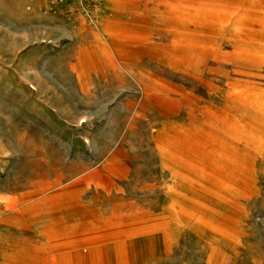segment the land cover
<instances>
[{"label": "rangeland", "instance_id": "obj_1", "mask_svg": "<svg viewBox=\"0 0 264 264\" xmlns=\"http://www.w3.org/2000/svg\"><path fill=\"white\" fill-rule=\"evenodd\" d=\"M118 1L0 0V264H264V0Z\"/></svg>", "mask_w": 264, "mask_h": 264}, {"label": "crops", "instance_id": "obj_2", "mask_svg": "<svg viewBox=\"0 0 264 264\" xmlns=\"http://www.w3.org/2000/svg\"><path fill=\"white\" fill-rule=\"evenodd\" d=\"M242 122L244 123L245 121L242 120ZM245 128L249 129L251 131H256L257 133H260L262 136H264V130L261 129L260 127H253L251 124H246ZM201 134L202 135H200V138H193V136L187 134V137H188L187 140L188 141H186V144L188 146H191V145H193V143L190 142L191 139H192V141L194 139H196V140H194L195 141L194 144H196L195 149L198 150L200 154H198V153L191 154V153H189V151L186 148H184V149H181V151H183V155H185L187 157L191 156L192 158H194L195 161L200 160L199 155L201 156L205 153L212 155V159H213V162H214L216 168L219 169V168L223 167V165L226 166V168H224L223 170L221 169L222 172H224L225 177H227V176L231 177V174H232V178H233V176L235 177V168L233 165L234 160L242 161L245 164V167L247 166L250 168V164H249V162H247V160H245L244 158H240L238 156H235L238 154L236 152H234L235 150H233L232 147H230L229 145H226V144L224 145L220 142H217V140H215L210 133H208L204 130H201ZM242 143H244L246 146H250L246 141H244ZM169 147L171 148V150H175L177 146L175 147L173 144H170ZM193 156H195V157H193ZM214 208L215 207H213V209ZM168 209H169V213H168L169 214V220H168V222L170 223V225L174 224L176 222H180L184 218L180 214L181 206L176 207V206L172 205V206H169ZM42 251L43 250L41 249L36 254H33V255L31 254L28 257H44L45 253Z\"/></svg>", "mask_w": 264, "mask_h": 264}, {"label": "bare ground", "instance_id": "obj_3", "mask_svg": "<svg viewBox=\"0 0 264 264\" xmlns=\"http://www.w3.org/2000/svg\"><path fill=\"white\" fill-rule=\"evenodd\" d=\"M197 0H181L182 3H171L164 7V10H167L169 5L174 6L175 12L172 14L176 17L186 16L189 19H196V20H206L208 23V27L210 26L211 29L214 27L220 26L224 22H228L231 17L225 14L224 11L218 12H206L199 7V5H193L192 3ZM221 2V0H220ZM196 3V2H195ZM212 8V7H211ZM172 12V11H171ZM190 24L191 27H195L198 24L194 23L190 20H186L185 25ZM240 28L245 31H264V18L257 17V18H247L241 20ZM243 42V41H242ZM232 60V59H231Z\"/></svg>", "mask_w": 264, "mask_h": 264}]
</instances>
